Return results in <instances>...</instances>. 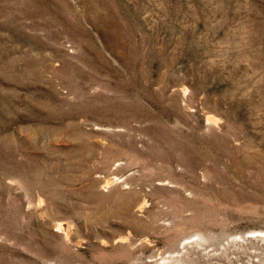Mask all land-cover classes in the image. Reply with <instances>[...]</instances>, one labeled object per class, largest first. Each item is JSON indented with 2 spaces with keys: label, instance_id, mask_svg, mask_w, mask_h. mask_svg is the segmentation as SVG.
Listing matches in <instances>:
<instances>
[{
  "label": "rangeland",
  "instance_id": "obj_1",
  "mask_svg": "<svg viewBox=\"0 0 264 264\" xmlns=\"http://www.w3.org/2000/svg\"><path fill=\"white\" fill-rule=\"evenodd\" d=\"M0 264H264V0H0Z\"/></svg>",
  "mask_w": 264,
  "mask_h": 264
}]
</instances>
